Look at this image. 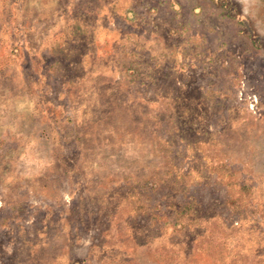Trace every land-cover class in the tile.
I'll list each match as a JSON object with an SVG mask.
<instances>
[{
  "label": "rangeland",
  "instance_id": "374dc122",
  "mask_svg": "<svg viewBox=\"0 0 264 264\" xmlns=\"http://www.w3.org/2000/svg\"><path fill=\"white\" fill-rule=\"evenodd\" d=\"M0 264H264V0H0Z\"/></svg>",
  "mask_w": 264,
  "mask_h": 264
}]
</instances>
